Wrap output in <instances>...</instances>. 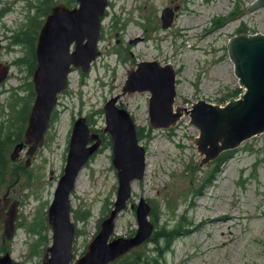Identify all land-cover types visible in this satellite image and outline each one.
Here are the masks:
<instances>
[{
  "label": "rangeland",
  "instance_id": "rangeland-1",
  "mask_svg": "<svg viewBox=\"0 0 264 264\" xmlns=\"http://www.w3.org/2000/svg\"><path fill=\"white\" fill-rule=\"evenodd\" d=\"M108 1L98 42L100 55L88 73L77 69L69 76L68 89L59 95L54 111L57 117L45 134L44 144L32 155L26 146L12 161L14 165L26 164L32 179L19 172L18 177H9L0 191V199L5 194L10 198L7 206L18 203L11 255L21 264H42L44 256L30 254L35 237L19 225L32 221L53 200L64 173L72 127L81 116L91 121V129L103 138L98 152L81 170L71 196L73 221L79 231L74 260L86 253L117 201L119 180L113 149L104 144L110 137L104 131V105L120 95L118 104L130 112L143 134L139 139L146 149L147 165L145 177L133 183V195L127 208L118 213L109 241L135 235L138 219L130 206L144 198L151 205L157 204L162 222L172 226L182 216L189 222L188 232L173 241L162 264H264V131L242 141L206 183L209 172L218 166L219 156L202 163L193 140L201 129L189 122L188 114L201 99L224 105L232 96L241 98L226 96L234 89H245L229 44L239 34L237 27L242 22L250 33L264 35V7L249 11L257 0ZM38 3L0 0V10L6 11L0 22V63L10 68L0 84V125L10 117L12 94L25 97V85L33 79L21 61L23 48L13 43L14 34L35 14ZM59 3L66 0H54L52 6ZM168 6H178V10L172 25L163 28L161 13ZM233 11L235 16H229ZM155 60L171 64L177 73L173 113L182 115L176 124L164 129L151 127L150 92L122 94L128 71L143 61ZM85 211L91 213L87 221L75 220L76 212ZM0 235L4 237L2 221ZM144 248L154 252L148 241L134 249Z\"/></svg>",
  "mask_w": 264,
  "mask_h": 264
},
{
  "label": "water",
  "instance_id": "water-1",
  "mask_svg": "<svg viewBox=\"0 0 264 264\" xmlns=\"http://www.w3.org/2000/svg\"><path fill=\"white\" fill-rule=\"evenodd\" d=\"M70 7L59 3L42 25L36 44L37 68L33 74L35 99L32 104L23 141L17 143L10 156L16 160L24 147L29 145L32 155L44 144L59 95L69 86V76L74 68L88 73L100 55L98 42L102 18L108 0H76ZM264 7V0H257L248 8L254 11ZM178 7H165L161 13L163 28H169ZM136 41V40H135ZM230 54L236 73L246 90L241 98L221 105L205 99L188 110L193 124L201 129L193 138L202 163L210 161L226 149H235L245 139L264 131V35H237L230 44ZM10 72L8 65L0 63V84ZM176 70L171 64L143 61L128 71L122 94L150 92L149 114L155 129L169 128L176 124L181 113H173L177 94ZM120 95L110 98L104 105L105 128L112 141L113 165L118 173L119 188L115 208L102 224L100 232L89 244L86 253L74 260L76 225L73 221L71 196L81 170L102 144V137L92 131L85 116L73 124L64 173L58 180L54 197L47 209L51 228V243L42 264H109L146 242L154 231L149 220L152 207L144 198L136 206L138 229L132 237L109 241L119 212L125 210L132 197L133 183L141 181L146 172V149L140 144L136 123L130 112L118 104ZM10 198L0 199V221L4 222V237L12 239L16 232L18 203L14 201L7 210ZM74 260V262H73ZM0 264H21L10 252L0 255Z\"/></svg>",
  "mask_w": 264,
  "mask_h": 264
},
{
  "label": "trees",
  "instance_id": "trees-1",
  "mask_svg": "<svg viewBox=\"0 0 264 264\" xmlns=\"http://www.w3.org/2000/svg\"><path fill=\"white\" fill-rule=\"evenodd\" d=\"M54 0H39L38 4H35V14L28 16L27 23L24 27L19 29L14 34V45H20L23 48L24 55L21 59L24 66L28 70L29 77L32 78L35 69L37 68L36 59V44L38 40L39 30L52 10ZM68 6H76V0H66ZM6 11L0 10V22L3 20ZM229 16H235L233 11ZM223 20V19H222ZM222 22V21H221ZM220 26V24H219ZM249 27L242 22L237 27V33L250 34ZM27 95L20 97L19 93L12 94L11 102L9 103L10 117L7 122L0 125V191L5 187L9 177H18L19 172L27 174L28 180L32 179V172L26 168V164L14 165L10 159V150L19 142L24 139V132L28 125L29 114L31 110V103L34 101L36 93L34 89V83L32 79H29L25 85ZM241 91L234 89L232 92L226 95L230 97L232 95L238 96ZM225 100V99H224ZM56 112V111H55ZM53 113L51 123L57 117L56 113ZM102 112V110H101ZM90 125L93 123L90 121ZM106 136V135H105ZM138 137L143 138V134L138 130ZM104 144L112 145L110 137L107 136V140ZM233 150H224L218 157V166L214 171L209 172L205 178L206 183H210L213 174L216 173L220 163L226 161L233 155ZM152 210L150 217L155 222V230L152 236L149 238L148 243L153 244V253L151 250L133 249L126 255L116 259L110 264H162L168 252L172 250L173 241L179 236L188 232L189 222H186L185 216L178 219V222L169 225L168 222H162L161 210L157 204L152 203ZM91 216L89 211L83 213L76 212L74 215L75 220L87 221ZM20 227H24L28 233L35 237V240L31 243V256H44L47 247L51 243L50 237V225L47 218V210H42L37 214L32 221L20 223ZM77 233L79 231L76 230ZM11 240L4 238L0 235V255L6 252L12 251ZM149 252H147V251Z\"/></svg>",
  "mask_w": 264,
  "mask_h": 264
},
{
  "label": "flooded vegetation",
  "instance_id": "flooded-vegetation-1",
  "mask_svg": "<svg viewBox=\"0 0 264 264\" xmlns=\"http://www.w3.org/2000/svg\"><path fill=\"white\" fill-rule=\"evenodd\" d=\"M108 5H109V1H108ZM73 7H74V6H73ZM168 7H171V6H168ZM175 7H178V6H175ZM175 7H172V8H175ZM177 10H178V9H177ZM177 10H176V11H177ZM176 11H175V14H176ZM105 15H106V13H105ZM77 69L81 70V68H76L75 70H77ZM65 92H66V91H65ZM101 137H102V136H101ZM102 139H103V138H102ZM102 141H103V140H102ZM27 146H29V145H27ZM25 147H26V146H25ZM25 147H24V149H25ZM19 157H20V156H19ZM19 157H18V158H19ZM18 158H17V159H18ZM10 159H11V156H10ZM17 159H16V160H17ZM11 160H12V159H11ZM12 161H13V160H12ZM14 161H15V160H14ZM9 201H10V200H9ZM8 209H9V206H7V210H8ZM17 219H18V218H17ZM1 221L3 222V220H1ZM1 221H0V223H1ZM3 223H4V222H3Z\"/></svg>",
  "mask_w": 264,
  "mask_h": 264
},
{
  "label": "bare ground",
  "instance_id": "bare-ground-1",
  "mask_svg": "<svg viewBox=\"0 0 264 264\" xmlns=\"http://www.w3.org/2000/svg\"><path fill=\"white\" fill-rule=\"evenodd\" d=\"M240 35H247V36H251V33H250V34H240Z\"/></svg>",
  "mask_w": 264,
  "mask_h": 264
}]
</instances>
